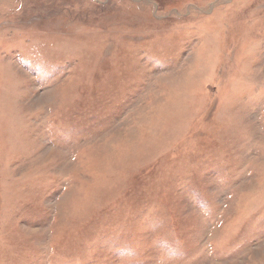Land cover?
Here are the masks:
<instances>
[{"label":"rangeland","instance_id":"rangeland-1","mask_svg":"<svg viewBox=\"0 0 264 264\" xmlns=\"http://www.w3.org/2000/svg\"><path fill=\"white\" fill-rule=\"evenodd\" d=\"M0 264H264V0H0Z\"/></svg>","mask_w":264,"mask_h":264}]
</instances>
